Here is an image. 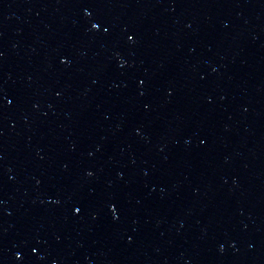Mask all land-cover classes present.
Masks as SVG:
<instances>
[{
	"label": "water",
	"instance_id": "obj_1",
	"mask_svg": "<svg viewBox=\"0 0 264 264\" xmlns=\"http://www.w3.org/2000/svg\"><path fill=\"white\" fill-rule=\"evenodd\" d=\"M0 264H264V0H0Z\"/></svg>",
	"mask_w": 264,
	"mask_h": 264
}]
</instances>
